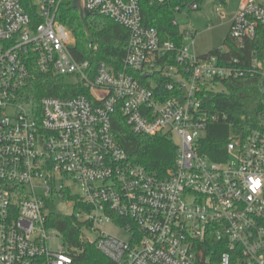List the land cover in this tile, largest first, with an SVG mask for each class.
Instances as JSON below:
<instances>
[{"label":"built area","instance_id":"built-area-1","mask_svg":"<svg viewBox=\"0 0 264 264\" xmlns=\"http://www.w3.org/2000/svg\"><path fill=\"white\" fill-rule=\"evenodd\" d=\"M22 1L0 0V264H75L74 249L54 245L61 233L50 214L74 215L81 239L112 264H264V98L246 135L229 131L224 160L201 152L220 118L206 103L224 80L255 77L264 93V2L241 1L232 48L199 54L196 30L180 22L198 0L174 8L179 44L143 23L142 0H83L128 31L115 70L73 56L74 35L57 19L72 0H29L38 22ZM29 58L43 73L76 77L89 95L44 96L35 107L24 90ZM116 111L135 134L175 140L165 175L129 160L112 131ZM62 201L70 213L53 210Z\"/></svg>","mask_w":264,"mask_h":264},{"label":"trees","instance_id":"trees-1","mask_svg":"<svg viewBox=\"0 0 264 264\" xmlns=\"http://www.w3.org/2000/svg\"><path fill=\"white\" fill-rule=\"evenodd\" d=\"M185 1L187 0H170L169 4L151 5L142 0L143 23L155 28L163 41L173 40L179 44L181 42L179 28L174 26L171 20L174 17L175 6L182 5ZM22 2L32 22H38L35 7L29 3V0ZM57 19L74 35L75 44L71 46V52L75 59L88 60L93 69L101 61L115 70L122 68L121 61L128 39L126 28L97 13H90L89 16L82 18L78 10L71 6L70 1H63L59 5ZM261 39L260 36L257 38L258 41ZM260 42L264 49V41ZM224 44L233 47L228 36ZM30 61L29 58L28 67L31 77L24 90L32 98L35 107H39V102L44 96L89 95L88 89L76 80V77L43 73L35 61ZM168 61L173 63V56ZM223 84L225 90L212 93L206 103L211 112L218 114L220 118L209 125L201 143V152L216 161L226 158L225 146L230 130L246 135L255 125L264 98V93L259 88L258 78L244 76L224 80ZM158 89L163 90V86H157L155 91ZM163 95L164 98L169 97L172 92L164 89ZM224 115L225 118H222ZM112 131L132 162L141 164L159 175H165L167 170L172 168L177 144L171 136L135 134L119 111L112 116ZM47 224L61 233L65 246L74 249L75 264H112L96 249L93 242L81 239L82 223L77 221L74 215L50 214Z\"/></svg>","mask_w":264,"mask_h":264},{"label":"rangeland","instance_id":"rangeland-1","mask_svg":"<svg viewBox=\"0 0 264 264\" xmlns=\"http://www.w3.org/2000/svg\"><path fill=\"white\" fill-rule=\"evenodd\" d=\"M242 0H199V9L189 10L187 16H180L183 26L191 24L196 30L195 51L199 54L208 53L213 49L224 45L228 35L230 18ZM264 2V0H257ZM75 189V188H74ZM53 210L61 213H70L72 208L64 201L56 203ZM106 230L126 237L124 231H120L114 225L105 226ZM90 238H94L91 235ZM62 245L63 238L59 235L54 239V245Z\"/></svg>","mask_w":264,"mask_h":264},{"label":"water","instance_id":"water-1","mask_svg":"<svg viewBox=\"0 0 264 264\" xmlns=\"http://www.w3.org/2000/svg\"><path fill=\"white\" fill-rule=\"evenodd\" d=\"M82 1L83 0H72L71 6L78 10L82 18H85L90 15V12L84 8Z\"/></svg>","mask_w":264,"mask_h":264},{"label":"crops","instance_id":"crops-1","mask_svg":"<svg viewBox=\"0 0 264 264\" xmlns=\"http://www.w3.org/2000/svg\"><path fill=\"white\" fill-rule=\"evenodd\" d=\"M238 7H239V6H238ZM238 7H237V9H238ZM237 9H236V10H237ZM236 10H235V11H236ZM235 11H234V13H235ZM234 13H233V14H234ZM233 14H232V16H233ZM232 16H231V17H232ZM230 20H231V18H230ZM230 20H229V21H230Z\"/></svg>","mask_w":264,"mask_h":264}]
</instances>
